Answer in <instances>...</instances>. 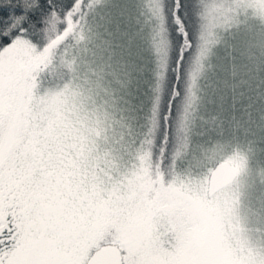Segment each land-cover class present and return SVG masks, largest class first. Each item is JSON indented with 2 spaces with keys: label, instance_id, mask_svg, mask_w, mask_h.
<instances>
[{
  "label": "snow or ice",
  "instance_id": "6c2138e0",
  "mask_svg": "<svg viewBox=\"0 0 264 264\" xmlns=\"http://www.w3.org/2000/svg\"><path fill=\"white\" fill-rule=\"evenodd\" d=\"M0 264H264V0H0Z\"/></svg>",
  "mask_w": 264,
  "mask_h": 264
}]
</instances>
